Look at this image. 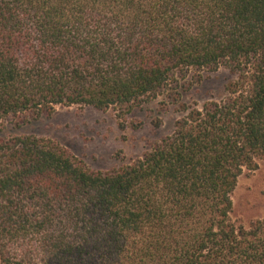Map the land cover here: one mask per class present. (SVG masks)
<instances>
[{"label":"trees","instance_id":"obj_1","mask_svg":"<svg viewBox=\"0 0 264 264\" xmlns=\"http://www.w3.org/2000/svg\"><path fill=\"white\" fill-rule=\"evenodd\" d=\"M221 67V100L179 104L169 135L108 171L0 138V264H264V217L231 218L237 179L264 162V0H0V127L77 106L123 128Z\"/></svg>","mask_w":264,"mask_h":264},{"label":"rangeland","instance_id":"obj_2","mask_svg":"<svg viewBox=\"0 0 264 264\" xmlns=\"http://www.w3.org/2000/svg\"><path fill=\"white\" fill-rule=\"evenodd\" d=\"M232 78L223 67L216 72H189L162 95L135 108L126 117L123 128L113 109L56 107L51 116L28 124L5 123L0 127V138L32 135L49 139L89 169L108 171L140 157L160 138L169 135L175 120L183 115L178 112L179 104L199 108L206 101H219ZM231 201V218L244 225L264 217V162H259L254 172H245L237 179Z\"/></svg>","mask_w":264,"mask_h":264}]
</instances>
